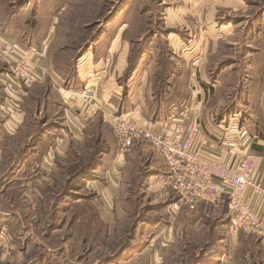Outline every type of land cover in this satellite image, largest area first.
Returning <instances> with one entry per match:
<instances>
[{
    "label": "rangeland",
    "instance_id": "obj_1",
    "mask_svg": "<svg viewBox=\"0 0 264 264\" xmlns=\"http://www.w3.org/2000/svg\"><path fill=\"white\" fill-rule=\"evenodd\" d=\"M230 19L233 26L218 33ZM108 26V41L116 37L117 46L129 48L120 82L134 66L126 105L140 104L145 119L131 115L141 122L169 114L172 99L186 95L182 89L163 95L169 85L182 83L176 70L185 63L202 70L196 82L204 70L216 75L234 63L223 71L217 95L211 94L213 107L220 99L228 105L261 91L264 57L245 72L248 77L241 73L253 51L264 47V0H0V32L8 37L39 43L51 30L49 54L58 71H74ZM8 72L0 58L3 102L6 87L18 88ZM39 83L24 85L25 92ZM24 101L14 132L0 116V264H220L226 204L214 212L215 205L205 203L211 214L190 208L169 179L155 178L161 155L145 140L124 149L118 172H108L121 143L102 112L71 133L76 140L68 135L60 152L54 148L61 134L56 129L69 127L62 105L46 110L43 98ZM46 117L54 121L43 125ZM229 229L238 241L233 236L227 264H264L258 236Z\"/></svg>",
    "mask_w": 264,
    "mask_h": 264
},
{
    "label": "crops",
    "instance_id": "obj_2",
    "mask_svg": "<svg viewBox=\"0 0 264 264\" xmlns=\"http://www.w3.org/2000/svg\"><path fill=\"white\" fill-rule=\"evenodd\" d=\"M231 21H233V19L227 21V23L220 28L218 33H225L230 29V27L233 26ZM53 22L56 23V20ZM234 22H236V20ZM122 28L118 32H121ZM258 32H260V29H258ZM105 33H110L109 26L106 31H103L100 36L94 39L97 41L95 43L93 42L89 49L82 53L77 61L75 70L72 72L58 71L54 68L49 54L50 41L52 39L51 30L46 31V34L43 35L44 37L40 39L39 43H35L32 37L27 39L26 43L23 41L22 43L17 38L8 37L4 33L10 41H17L26 46L31 45L43 48L42 54L36 58L37 70L42 74L40 83L29 88L27 92H25L26 86H20L15 90L18 94L24 95L23 97L25 98V101L22 99L23 97L19 98V96H16L15 93L11 91L12 87H6L4 96L6 101L3 102V94L0 90V116L6 118L4 121V127L8 131L14 132L16 130L18 127L17 124H20L23 120V101L26 103L28 99L38 100L39 98H43L45 100L46 110H50V108L57 104L58 106L62 105L64 108L63 113L65 114V118L67 116L69 127H66V129L64 126H60L56 129L61 134L60 137H58L54 148L61 152V150L66 149L69 138L67 136L71 135V133L76 134L77 131L80 132L90 123L81 114L82 106L77 96L79 93L78 91L89 86H94L98 91V100L102 103L104 109L113 112H124L128 109L131 110L133 107L134 109L128 113H134L143 118L140 114V104L135 106L129 104L126 105V101L129 99L127 96L130 94L128 88L132 89L130 85H132L131 82L135 77L136 71H133L127 80L125 77L124 81L120 82V77L124 70H126V56L128 55L129 48L126 46V43L117 46L116 37L109 42V38ZM253 52H257V54H253V58L250 59L249 67L246 68V71L242 70L243 72L241 75L244 77H248V74L245 73L248 72V69L253 70L261 65L260 62L264 57V47L262 50L260 48L258 51ZM232 64L234 63L230 62L225 64L222 71L216 75L213 73L207 74L204 70L198 82L195 81L197 76L196 71L198 72L202 70H196L193 66L190 67L188 63H185L180 68L178 67L176 70L178 76L176 77L180 80L182 79V83H177L173 86L172 84L169 85L163 95L166 96L167 93H173L174 89L177 92H180L182 89L181 93L186 95L181 96L182 94H180V96L172 99L167 106L170 109L168 111L169 114H166L163 117L157 116L151 120H154L157 123L164 122L175 126L174 124L179 123V120L182 119L184 113L188 114V118L185 120L187 124L191 122V119L194 116H198L200 120L199 148L201 152L206 155L224 158L232 164H237L245 155H255L257 157V166L253 172V180L255 183L260 184L264 190V81L261 80L260 82L261 91L257 94L258 97L253 98L250 96L247 97L246 101L234 99V101L231 102L235 105L233 106L234 109L231 108L232 104L229 103L227 105L222 99H220L221 102H219L216 107L210 105V102L213 101L211 99L213 98L211 94L214 93V95H217L216 91H218V87L222 86L224 83L223 77H225V75H223V71ZM237 64L238 63L236 62L235 65ZM261 68L263 69L262 71H264V67ZM186 70L188 72L187 74L184 73ZM184 79H186L185 82H183ZM251 79H253V76ZM126 82H128L127 87ZM252 82L255 83V81ZM257 86L259 87V84ZM43 87H45V89L41 90ZM79 87L82 89H79ZM244 102L245 105H243ZM173 105L174 107H172ZM235 109L238 111H235ZM52 118L46 117L43 125L50 122L52 123L54 121ZM143 119H145V117ZM71 136L72 140H76L75 135ZM124 149L125 148L120 145L117 157H115L114 160L115 162L113 161L114 163L108 172L112 171L113 168V171L118 172V170L115 169V165L122 161V158L124 157ZM50 151L51 150L48 151V162L52 158ZM159 155H161V160H156V168H154L156 169L154 170L156 173L155 178H160L161 181L166 182L169 179L168 163L162 154ZM246 195L248 200L258 207L264 222V195L262 197L257 196L253 192L252 187L248 188ZM226 200L227 199L224 198L218 202L209 203L215 205L214 212H217L222 205L226 204L222 223L223 234L220 241L223 248L225 247L224 251L226 252L222 255L220 264H227L228 260H226V258L227 255H229L228 253H230L228 252V249L231 245V241L233 242V248L234 242L236 241L237 244L238 241V236L233 235L236 238V240L233 241V236H231L229 232V228H231V214L227 204L228 201L226 203ZM205 203L207 202H199L196 207L199 206V210L211 214L210 209L206 208ZM255 235L258 236L261 242L262 251L258 253V256H260L261 262L264 263V229L261 234ZM226 242H228V245ZM232 249L230 251H232Z\"/></svg>",
    "mask_w": 264,
    "mask_h": 264
},
{
    "label": "built area",
    "instance_id": "obj_3",
    "mask_svg": "<svg viewBox=\"0 0 264 264\" xmlns=\"http://www.w3.org/2000/svg\"><path fill=\"white\" fill-rule=\"evenodd\" d=\"M42 52V47L10 41L0 32V58L8 63V73L16 76L17 87L41 81L36 58ZM11 91L15 89L12 87ZM15 94L18 95L17 92ZM77 96L82 116L88 120L102 112L123 148H131L136 141L145 140L162 154L168 163L169 183L190 208L195 209L202 201L214 203L226 198L232 230L254 234L263 232L261 212L246 195L249 187L257 196L264 195L262 186L253 180L257 166L255 155H245L237 164H232L224 158L202 153L198 116L187 124L188 114L184 113L175 126L154 120L141 122L133 114H118L104 109L94 86L83 88Z\"/></svg>",
    "mask_w": 264,
    "mask_h": 264
},
{
    "label": "trees",
    "instance_id": "obj_4",
    "mask_svg": "<svg viewBox=\"0 0 264 264\" xmlns=\"http://www.w3.org/2000/svg\"><path fill=\"white\" fill-rule=\"evenodd\" d=\"M134 70H135V69H134V66H131V68L129 69V71H127V73H126V80L131 76V74H132V72H133ZM96 152H97V153L99 152V154H97V155H101V153H102L103 151L100 150V148H99V149H97ZM98 162H99V160H98V157H97V160H96L95 166L92 168V170H93L94 168L97 167ZM92 166H93V165H92ZM76 189H77V188H76ZM201 258H202V257H201ZM201 260H202V259H199V260H197V262H201Z\"/></svg>",
    "mask_w": 264,
    "mask_h": 264
}]
</instances>
